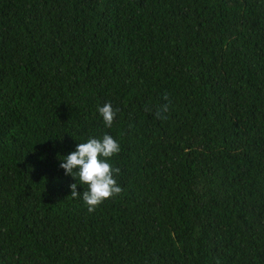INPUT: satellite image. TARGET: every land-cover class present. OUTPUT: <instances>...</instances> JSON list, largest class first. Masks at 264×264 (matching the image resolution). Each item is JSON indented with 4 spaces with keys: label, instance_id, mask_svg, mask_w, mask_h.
Here are the masks:
<instances>
[{
    "label": "trees",
    "instance_id": "trees-1",
    "mask_svg": "<svg viewBox=\"0 0 264 264\" xmlns=\"http://www.w3.org/2000/svg\"><path fill=\"white\" fill-rule=\"evenodd\" d=\"M105 133L89 213L58 157ZM0 264H264V0H0Z\"/></svg>",
    "mask_w": 264,
    "mask_h": 264
},
{
    "label": "clouds",
    "instance_id": "clouds-1",
    "mask_svg": "<svg viewBox=\"0 0 264 264\" xmlns=\"http://www.w3.org/2000/svg\"><path fill=\"white\" fill-rule=\"evenodd\" d=\"M166 110L165 108L164 111ZM97 111L104 126L111 128L117 117V110L111 103H105ZM120 152V142L105 133L102 136L88 137L85 142H78L75 150L67 155H59L60 168L66 176L75 180L70 185L71 196L81 199L89 213L95 212L106 200L122 193L123 189L116 179L120 170L112 163L113 157ZM78 186H83L82 193L77 190Z\"/></svg>",
    "mask_w": 264,
    "mask_h": 264
}]
</instances>
